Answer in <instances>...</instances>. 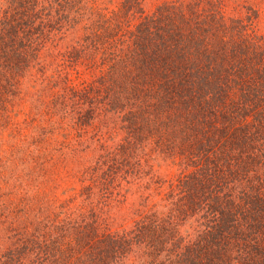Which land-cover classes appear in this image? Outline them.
Returning <instances> with one entry per match:
<instances>
[{"label": "trees", "instance_id": "1", "mask_svg": "<svg viewBox=\"0 0 264 264\" xmlns=\"http://www.w3.org/2000/svg\"><path fill=\"white\" fill-rule=\"evenodd\" d=\"M115 1L0 0V128L13 145L0 152V177L12 164L13 190L21 185L15 194L0 185V264H264L257 9L244 0H163L150 10ZM83 73L90 80L72 85ZM96 111L117 132L102 120L90 126ZM57 124L90 126L100 169L53 194L59 178L17 172L24 164L37 173L45 151L73 150L52 142ZM113 132L119 141L105 144ZM158 158L178 173L147 180L132 224L110 228L115 178L148 177Z\"/></svg>", "mask_w": 264, "mask_h": 264}, {"label": "rangeland", "instance_id": "2", "mask_svg": "<svg viewBox=\"0 0 264 264\" xmlns=\"http://www.w3.org/2000/svg\"><path fill=\"white\" fill-rule=\"evenodd\" d=\"M161 1L163 0H144L143 5L146 10H150L154 7V5ZM244 1L257 9L259 17L256 25L259 31L264 33V0ZM102 2L106 7L109 8H114L116 4L115 0H109V2H107V0H102ZM70 79L72 85L77 87L86 79V82H88L90 80V77L86 73H83L79 76L72 75ZM77 107L78 104L76 103L75 109H77ZM85 107L86 106H82L80 114L82 116H85V113L83 112ZM95 115L98 116V118L93 119L91 117L92 120L89 122L90 126L95 123H99L102 120L110 124L115 130L117 124L112 123V120H114L112 116L106 117L103 112L99 111H96ZM20 119H22V117ZM58 121L59 117L57 118V122ZM90 126L85 125L83 127L81 126L80 129L78 127L76 129H69L66 128L65 125H62L60 127V124H57V127L55 128L53 134L54 140H52V142L55 143L58 147H61L63 144L67 143V145L69 146H74L73 150H71L70 148L67 149L65 147H61L53 150V156H51L52 153L50 151H45L40 157L39 161L43 165L39 164V171H37V173L31 172L29 166H24V164L20 165L19 171L17 173L26 174L29 172L31 177L59 178L62 183L57 188L52 190L53 194L62 193V191L67 192L72 186L73 188H78L80 186V183L78 182L79 177L97 176L99 174L98 170L100 168L98 169L99 166L96 163V152L98 153L101 148L99 142L95 144L93 143V140L90 139V136L92 134ZM0 132H4L0 134V138L4 137L3 140H0V152L3 153L5 149L8 150V148L13 149L9 130H6L4 126L0 128ZM5 132L6 136H4ZM116 132H113V134L109 135V137L106 139L105 144L113 146L119 141L120 136L116 135ZM6 137L7 140L5 139ZM150 163L152 164V167H150L151 171L149 172L150 176L148 177H146L144 174H138L137 176H135V174H132V171L131 174L128 172L127 176H120L115 178L113 182L114 184H112L113 189L111 200L109 204L104 207V215L110 217V220H107L110 228L122 229L132 224V221L140 212V198H142L146 191L143 185L147 180L149 181L151 180V177H154L155 179L163 182L173 178V176L176 175L179 171L176 165L169 163L162 158H158L157 161H150ZM13 170L14 168L11 164L7 168L6 177H0V185L3 186L5 185V182L8 183L6 191L10 194H15L21 189V185H19V190H13L14 186L19 182H16L17 174L16 171ZM41 172H45V174L42 175L40 174ZM56 183L59 182L56 181ZM7 197L9 198V195H7ZM153 200H155V197H152V200H149V202H152Z\"/></svg>", "mask_w": 264, "mask_h": 264}]
</instances>
